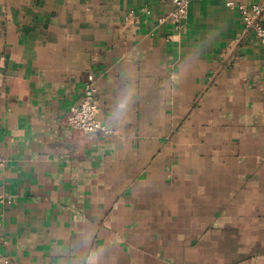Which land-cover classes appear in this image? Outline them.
<instances>
[{
	"label": "crops",
	"instance_id": "crops-1",
	"mask_svg": "<svg viewBox=\"0 0 264 264\" xmlns=\"http://www.w3.org/2000/svg\"><path fill=\"white\" fill-rule=\"evenodd\" d=\"M228 1L0 0V264H264V43ZM90 71L109 133L67 123Z\"/></svg>",
	"mask_w": 264,
	"mask_h": 264
},
{
	"label": "built area",
	"instance_id": "built-area-1",
	"mask_svg": "<svg viewBox=\"0 0 264 264\" xmlns=\"http://www.w3.org/2000/svg\"><path fill=\"white\" fill-rule=\"evenodd\" d=\"M173 2V11L167 16L160 17L159 20L160 22L169 20L176 28L180 29L188 17L190 0H173ZM227 5L239 9L245 29L254 32L264 43V4L254 3L247 5L229 0ZM97 91L96 74L94 71H90L84 81L81 100L70 108L67 115V123L70 127L85 133H109L97 116ZM4 163L5 158L0 156V166L4 165Z\"/></svg>",
	"mask_w": 264,
	"mask_h": 264
}]
</instances>
